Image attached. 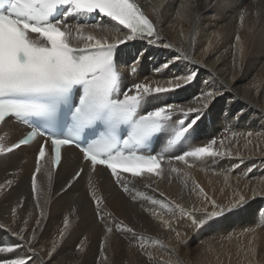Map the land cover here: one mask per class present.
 Wrapping results in <instances>:
<instances>
[{
  "label": "bare ground",
  "instance_id": "1",
  "mask_svg": "<svg viewBox=\"0 0 264 264\" xmlns=\"http://www.w3.org/2000/svg\"><path fill=\"white\" fill-rule=\"evenodd\" d=\"M136 2L153 20L160 39L154 43L138 39L120 47L116 60L124 89L136 83L168 87L170 78L195 71V79L186 86L158 96L153 94L147 98L150 102L142 107L144 110L164 104L196 107L201 103L202 92L219 90L221 94L202 110V118L191 130L189 139L167 155H182L194 147L210 144L212 139L217 141L213 146L215 150H231L232 155L195 161L189 158V163H194L191 168L183 162L170 161L162 168L163 179L149 175L139 179L122 176L132 195H136L135 201L112 182L108 173L97 171L92 179L97 194L104 197L105 219L122 221L136 233L133 236L114 228L102 254L100 245L105 236V224L97 218L91 200L88 170L85 168L80 179L68 186L82 167L81 156L74 150L66 151L63 164L57 174L53 173L50 198L45 203L42 197L41 208H37L31 191L38 149V145H34L0 158V184L8 179L14 181L10 188L0 191V224L17 231L27 219L30 230L40 218V211H44L41 226L37 228V240L32 245L38 256L32 257L29 264H163L169 259L174 261L175 256L170 257L164 248L152 242L157 239L176 249L183 264H264V0H165L163 6L160 0ZM154 7L159 8L158 13L154 12ZM241 14L245 17L243 24L239 20ZM105 20L101 18L99 23ZM85 21L92 23L90 17L68 18L70 24ZM237 35L243 42V55L235 41ZM184 55L191 59H184ZM177 56L181 58L176 59ZM165 64L167 68L163 67ZM130 65L137 69L135 74L130 72ZM178 118L180 114L174 113L172 119ZM168 139L171 137H162L160 150L164 151ZM172 167L183 171L174 173ZM184 172L188 173L187 177ZM37 183L38 188L48 193L43 172L38 174ZM197 185L203 188L207 200ZM241 196L243 202L237 203ZM145 197L174 201L187 211L195 208L211 212L215 210L211 200L221 206L235 207L199 229L193 228L186 218H173V227L181 233L178 242L175 231L162 227L145 211L153 207L159 211ZM21 199L23 207L17 208L13 223L11 210ZM194 214L199 218L203 212ZM65 217L70 221L69 229L56 252L49 257L51 241L59 237ZM140 236L148 244L147 251L152 253L151 261L136 246ZM17 243L22 242L9 231L0 230V246ZM80 244L84 245L82 253L77 250ZM29 255L26 248L0 253V264L5 259Z\"/></svg>",
  "mask_w": 264,
  "mask_h": 264
},
{
  "label": "snow or ice",
  "instance_id": "2",
  "mask_svg": "<svg viewBox=\"0 0 264 264\" xmlns=\"http://www.w3.org/2000/svg\"><path fill=\"white\" fill-rule=\"evenodd\" d=\"M164 3L165 0H160V6ZM153 10L159 12L158 7ZM92 14L107 19L103 23H68L69 16L83 19ZM244 18V14H241V24ZM215 35L219 37L220 34ZM138 39L154 43L160 36L153 20L136 0H0V126L12 119L29 129L22 138L10 145L6 143L8 132L0 136V154L11 153L14 149L29 145L38 137L44 138L37 149L35 169L31 176V191L35 196L36 207L41 208V198H44L45 203L50 198L53 170L61 165L62 149L71 146L79 148L83 161L90 167L88 187L91 189L90 196L97 218L105 224V236L100 245L102 254L114 228L132 233L133 236L136 233L122 221L105 219L104 197L97 194L91 174L96 172L98 166L109 169L115 184L135 201L137 197L132 195L122 175L143 177L148 174L163 179L165 173L160 165L165 159L164 154H146L143 149L151 142L161 140L162 136L171 137L167 146L188 140L191 130L202 118V110L207 108L209 101L221 94L219 90H207L200 94L201 103L196 107L164 104L151 110L145 109L141 113L142 105L150 102L148 97L176 91L193 81L197 73L192 71L172 77L168 80V87L136 83L122 90V73L116 60L118 49L127 42ZM235 41L240 45L239 51L243 55L241 37L237 35ZM183 58L191 59L187 55ZM163 67L167 68L168 64ZM129 70L135 74L137 69L130 65ZM61 109L66 117L63 122L59 119ZM174 113H179L180 118L173 120ZM189 116L191 118L188 120L183 118ZM34 117L40 118V126L33 123ZM86 130H96L95 138H85L82 142ZM248 135L251 136L252 133L249 132ZM122 136L126 138L122 139ZM220 143L223 145V141ZM216 144V139H212L210 144L194 147L174 159L191 168L194 163L190 164L189 158L195 161L205 157L232 155L231 150H215L213 146ZM171 171L180 174L183 170L172 167ZM41 172L47 178L48 193L43 188H38L37 175ZM82 174L83 167L76 171L73 180L80 178ZM187 175L184 172V176ZM13 182L8 179L0 184V191L10 188ZM71 182L69 181L68 186ZM197 188L207 200L203 188L199 185ZM145 199H150L151 205L159 208V211L156 207L145 208V211L159 221L162 227L175 231L178 242L181 233L173 227V218H186L193 228L199 229L235 207L221 206L211 200L215 209L211 212L195 208L187 211L174 201L148 197ZM243 200L244 197L241 196L237 203ZM20 207H23L22 199L11 210L13 223L17 217V208ZM198 211L203 212L199 218L194 214ZM177 212L179 216H176ZM31 215L29 212V218ZM165 215L168 216L167 219ZM39 216L35 220V227L30 230L27 219L22 221L23 226L17 231H11L0 224V230L9 231L22 242L0 246V253H10L20 248H26L30 253L26 257L5 259L2 264H29L32 257L38 256L32 245L37 240V228L41 226V219L45 216L43 210ZM69 225L70 221L65 217L59 237L51 241L49 257L56 252ZM26 232H30L27 237ZM152 242L164 248L170 257L175 256L174 261L169 259L163 264H183L176 249L169 248L158 239ZM136 246L150 261L153 259L142 236L137 237ZM77 250L82 253L84 245H78ZM104 258L107 259V256Z\"/></svg>",
  "mask_w": 264,
  "mask_h": 264
},
{
  "label": "rangeland",
  "instance_id": "3",
  "mask_svg": "<svg viewBox=\"0 0 264 264\" xmlns=\"http://www.w3.org/2000/svg\"><path fill=\"white\" fill-rule=\"evenodd\" d=\"M153 250H155V251H156V249H153Z\"/></svg>",
  "mask_w": 264,
  "mask_h": 264
}]
</instances>
